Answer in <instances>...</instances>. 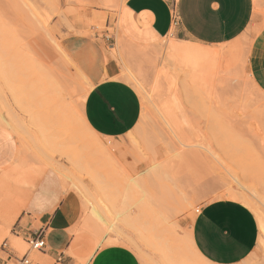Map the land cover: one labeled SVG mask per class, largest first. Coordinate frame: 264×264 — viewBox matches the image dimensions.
<instances>
[{
    "label": "rangeland",
    "instance_id": "rangeland-1",
    "mask_svg": "<svg viewBox=\"0 0 264 264\" xmlns=\"http://www.w3.org/2000/svg\"><path fill=\"white\" fill-rule=\"evenodd\" d=\"M116 3L0 0V124L18 142L0 169V264L28 249L33 232H16V224L46 176L74 199L76 222L70 246L55 258L30 251L40 264H86L111 244L140 264H213L194 247L191 225L203 204L231 193L258 225L255 247L236 264H264V89L249 69L264 9L223 43L198 44L173 28L142 47L115 27ZM171 39L217 54L181 67L167 56ZM112 74L136 90L141 115L126 134L107 138L82 107L95 81ZM107 144L117 146L110 152Z\"/></svg>",
    "mask_w": 264,
    "mask_h": 264
},
{
    "label": "crops",
    "instance_id": "crops-1",
    "mask_svg": "<svg viewBox=\"0 0 264 264\" xmlns=\"http://www.w3.org/2000/svg\"><path fill=\"white\" fill-rule=\"evenodd\" d=\"M99 1L117 2L115 27L122 38L137 46L155 44L172 34L173 28L177 36L196 43H223L241 34L264 9V0H175L178 23L173 27L167 0ZM256 6L258 12L253 17ZM249 69L264 89V27L253 38ZM114 76L95 81L82 107L92 130L107 138L126 134L141 115V100L136 90ZM17 153L15 135L0 124V169L11 163ZM75 210L74 199L61 193L52 177L46 176L30 196L26 217L20 216L16 232L43 231L47 246L41 251L43 254L40 252L41 256L55 258L70 246L69 229L76 222ZM23 218L25 222L20 224ZM191 238L194 247L209 262L236 264L255 247L258 225L252 211L243 204L228 198L216 199L198 209L191 225ZM64 264L73 262L68 260ZM86 264L140 262L127 247L111 244L98 247Z\"/></svg>",
    "mask_w": 264,
    "mask_h": 264
},
{
    "label": "bare ground",
    "instance_id": "bare-ground-1",
    "mask_svg": "<svg viewBox=\"0 0 264 264\" xmlns=\"http://www.w3.org/2000/svg\"><path fill=\"white\" fill-rule=\"evenodd\" d=\"M62 19H64L63 17H62ZM66 24V23H65ZM174 27V26H173ZM170 41H172V39L171 40H169V42ZM178 41V40H177ZM179 41H183V40H179ZM168 42V43H169ZM176 42V41H175ZM184 42V41H183ZM183 42H179V43H171L170 45H167V47L169 46V51H168V53H167V56H168V58L171 60V62L173 63V64H175V65H178V66H181V67H183V66H185V65H189V64H191V63H195V62H197L198 60H203V59H205L206 57H208V56H210V54H217L216 53V51H212V50H208V49H204V48H202L201 46L200 47H198L199 45L198 44H200V43H198L197 45L198 46H194V44L193 45H189V44H186V43H183ZM187 42V41H186ZM196 45V44H195ZM117 46V45H116ZM142 47H144V46H142ZM123 49V48H122ZM119 53V52H118ZM117 53V54H118ZM132 53V52H131ZM120 54V53H119ZM119 56V55H118ZM119 59H120V57H119ZM125 61V60H124ZM127 62V61H126ZM125 67V66H124ZM125 70H127V69H125ZM131 70V69H130ZM127 71H129V70H127ZM132 71V70H131ZM54 73H56V72H54ZM61 74V73H60ZM136 74V73H135ZM54 75V74H53ZM129 75H131L129 78H131V80H133L132 79V74L131 73H129ZM60 76V75H59ZM121 76V75H120ZM57 77H58V75L56 76V79H57ZM117 77H119V76H117ZM124 77V76H123ZM123 77H120V78H123ZM58 78H60V77H58ZM63 78V77H62ZM67 79V78H66ZM119 79V78H118ZM60 81H61V78H60ZM64 81V80H63ZM63 81H61L62 83H63ZM66 81V80H65ZM134 81V84H136L137 85V83H135V81H136V79H134L133 80ZM67 83H68V81H66ZM66 83V84H67ZM71 84V83H70ZM69 84V85H70ZM62 86V85H61ZM64 86L67 88V85H65V83H64ZM63 86V87H64ZM137 86H139V84L137 85ZM64 87V88H65ZM68 88H70V87H68ZM141 89V88H140ZM66 90V89H65ZM70 91V90H69ZM71 93H72V90L70 91ZM69 93V92H68ZM71 95V94H70ZM86 97V96H85ZM67 98H68V96H67ZM81 98V97H80ZM84 99V98H83ZM82 99V100H83ZM182 131V130H181ZM98 135V134H97ZM187 135V134H186ZM178 136V135H177ZM180 138V137H179ZM187 140V139H186ZM189 140V139H188ZM190 141V140H189ZM178 142V141H177ZM180 143V142H179ZM103 145V144H102ZM108 145V144H107ZM182 144L180 143V146H181ZM112 146V147H111ZM117 146V145H116ZM116 146L114 147L113 145H108V148H109V151H110V149H112V148H116ZM176 146V145H175ZM179 146V147H180ZM182 146H186V145H182ZM188 146H190V145H188ZM178 147V146H177ZM185 148V147H184ZM175 149V148H174ZM177 149V148H176ZM183 149V148H182ZM113 150V149H112ZM180 150H181V148H180ZM190 150V149H189ZM193 150H195V149H193ZM192 150V151H193ZM114 151V150H113ZM188 151V150H187ZM197 151V150H196ZM110 152H112V151H110ZM186 153V152H185ZM193 153V152H192ZM113 154H114V152H113ZM191 154V153H190ZM200 154V153H199ZM77 187V186H76ZM84 190V189H83ZM84 193V192H83ZM233 193H231V195H230V199H232V200H235L236 202H242V200H240V195H238V197H237V194L236 195H232ZM246 197V196H245ZM92 199H93V197H92ZM248 199H249V197H248ZM81 201V200H80ZM249 202V201H248ZM84 203V202H83ZM83 206H84V204H82ZM92 208V207H91ZM97 209V208H96ZM99 210V209H98ZM90 212H91V210H90ZM92 212H93V214H95V217H96V215H97V219H99V220H103L102 219V216L101 215H99L98 214V212L97 211H95V208H94V206H93V209H92ZM92 212H91V214H92ZM92 214V215H93ZM2 215V214H1ZM94 216V215H93ZM84 218V217H83ZM83 218L81 219L82 221H83V223L84 222H86V218L83 220ZM81 222V221H80ZM82 223V224H83ZM79 224V223H78ZM78 226V225H77ZM80 226V225H79ZM79 228V227H78ZM77 228V229H78ZM26 242V241H25ZM39 252V251H38ZM40 255V254H39Z\"/></svg>",
    "mask_w": 264,
    "mask_h": 264
},
{
    "label": "built area",
    "instance_id": "built-area-1",
    "mask_svg": "<svg viewBox=\"0 0 264 264\" xmlns=\"http://www.w3.org/2000/svg\"><path fill=\"white\" fill-rule=\"evenodd\" d=\"M168 7L170 8L171 13V19H172V25L175 26L178 23V15L175 10V0H167ZM198 211V209L196 210ZM26 243L28 244V249L21 254L20 256H15V262L13 264H40L38 261H33L32 258H30V251H44L46 249V240L44 236V232H33V234H29L25 238ZM6 242L3 243V247L5 248ZM11 253L7 250L6 254ZM58 261H60V257L58 258Z\"/></svg>",
    "mask_w": 264,
    "mask_h": 264
}]
</instances>
